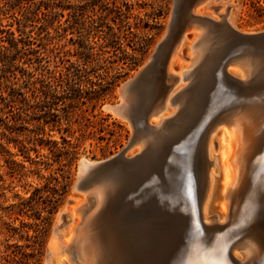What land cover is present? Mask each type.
I'll return each mask as SVG.
<instances>
[{
  "label": "rangeland",
  "instance_id": "1",
  "mask_svg": "<svg viewBox=\"0 0 264 264\" xmlns=\"http://www.w3.org/2000/svg\"><path fill=\"white\" fill-rule=\"evenodd\" d=\"M187 7L192 13L201 10V22L206 26L201 60L209 51L221 55V48L225 51L232 37L264 33V0H199L196 3L180 0L179 11L165 41L174 0H0V30L11 32L20 40L19 52L0 48V264H45L47 245L62 207L72 204L69 199L74 197L85 201L82 200L84 204H80L76 213L80 215L87 206L89 208V200L78 193L83 190L74 188L80 159L98 162L94 185L107 183L114 172L119 173L118 179L125 171L124 166L137 168L139 164L134 162L150 149L148 144L144 145L137 154L135 147L130 148L134 143H142L136 138L142 135L144 120L152 107L151 100L144 98V84L149 79L145 80L166 71L164 58L169 42L183 27L184 31L191 30L190 24H183L190 23ZM2 44L7 45L0 42V46ZM181 44L186 56V41L181 40ZM152 57L154 63L140 79L134 101L127 106L128 119L104 110L105 105L121 103L120 85L146 68ZM250 60L257 58L252 55ZM172 65L174 73L185 67L179 60H174ZM240 66L239 63L234 66L237 71L229 70L231 77L226 76V79L244 88L254 76L243 79ZM195 70L194 67L190 70L188 80L173 87L176 96L193 83ZM47 77L52 82L44 90L48 100L54 103L51 112L55 117L46 118L39 140L34 143L28 139L36 121L28 124L26 118L18 119L15 113L21 106L20 93L29 95L27 88H23L24 82L27 87L34 82L39 86V81ZM11 86L19 90H11ZM184 102L179 99L180 108L167 121L185 110ZM167 110L169 112L170 108ZM215 131L213 136L217 140L220 130ZM203 158L208 161L206 155ZM212 158L218 166V155L212 154ZM215 177L216 190L208 214L217 216L220 222L223 219L222 176L218 172ZM46 186L60 195L49 192L52 201L43 203L33 195L40 190L44 198ZM110 215L113 224L129 225L119 221L116 215ZM76 222L77 219L72 218L71 223ZM141 222L145 224L147 220Z\"/></svg>",
  "mask_w": 264,
  "mask_h": 264
},
{
  "label": "bare ground",
  "instance_id": "2",
  "mask_svg": "<svg viewBox=\"0 0 264 264\" xmlns=\"http://www.w3.org/2000/svg\"><path fill=\"white\" fill-rule=\"evenodd\" d=\"M192 11L187 7L190 23L181 21L191 30L183 27L166 47V71L145 80L144 98L152 107L136 138L142 143L133 140L130 148L137 154L144 145L150 149L134 162L137 168L124 166L120 178L114 172L110 177L115 180L78 192L90 202L80 215L76 210L83 199H69L73 203L59 213L45 264H264V33L239 34L225 51L220 47L221 55L209 51L201 60L206 26L201 10ZM252 55L257 60L251 61ZM174 60L185 64L178 73ZM238 63L243 79L254 76L244 88L226 79ZM193 67V83L176 96L173 87L188 80ZM126 83L118 88L121 103L104 106L125 120L121 91ZM179 99L186 101L185 110L167 121L180 108ZM212 154L218 155V166ZM97 164L80 159L76 179ZM218 172L220 222L208 214ZM110 214L129 225L113 224ZM72 218L77 222L71 223Z\"/></svg>",
  "mask_w": 264,
  "mask_h": 264
},
{
  "label": "trees",
  "instance_id": "3",
  "mask_svg": "<svg viewBox=\"0 0 264 264\" xmlns=\"http://www.w3.org/2000/svg\"><path fill=\"white\" fill-rule=\"evenodd\" d=\"M0 34L9 35V37H6L5 35L0 36V42L7 43V45L2 44L0 46L2 50L19 52L20 48H18V43L20 42V40L14 38L13 33L11 32L8 33L7 31L0 30ZM44 81L46 82L45 85L42 84ZM51 82L52 81L50 77L45 78V80L43 81H39V84H40L39 86H36L34 82V83H31L29 87H27L28 84L24 82L25 86H23V88L25 87L27 88L29 95H26L25 92L20 93L22 96V102H21V106L19 110L15 113V116L18 119L26 118L29 121V123L27 122L28 124H31L32 121H36V124L32 125L33 128L29 131L31 136L29 137L28 141H32L34 143L38 141L39 140L38 135L42 133L43 125L47 123L46 118L55 117L54 113L51 112L52 109H54L52 108L54 103L48 100V94L44 90L46 86H50L49 84ZM12 85H14V83H12ZM10 89L15 90V91L19 90V89L13 88L12 86L10 87ZM61 148H63V146ZM44 192H46V195L44 196V198L42 194L40 193V190H36L33 197L37 196V199L43 201L44 203L46 201H49V202L52 201L49 199L51 196L48 197L49 192L51 195H60L57 192V190H55L54 188H49L48 186L44 187ZM46 199H49V200H46ZM29 200H33V199H29ZM22 204H26V203H22Z\"/></svg>",
  "mask_w": 264,
  "mask_h": 264
},
{
  "label": "water",
  "instance_id": "4",
  "mask_svg": "<svg viewBox=\"0 0 264 264\" xmlns=\"http://www.w3.org/2000/svg\"><path fill=\"white\" fill-rule=\"evenodd\" d=\"M179 4H180V0H174V10L172 12V22L170 23L169 28L165 32L164 41H165V39H167L169 37V34L171 32V26L173 25V22L177 16L178 11H179ZM162 44H163V40L160 43V45L158 46V48H160ZM154 61H155V58L152 57L146 68H143L140 71H138L136 73V75H134L132 78L129 79L128 82L126 81L127 83L124 82L126 84H125L123 90L121 91V96L124 100V103H126V107L134 101L135 88H136L137 84L139 83L140 79L142 78V76L144 75V73L147 71V69H149V67H151V65L154 63ZM119 96H120V94H119ZM115 112L117 114L118 110H115ZM127 115H128V112H127ZM98 165L99 164L95 165L92 168H89L88 170H86V172L84 173V175L81 178L76 179L75 185H74V188L76 190H83L84 191L85 189H87L91 185H94V183H93L94 171L98 167ZM63 218H64V216H63Z\"/></svg>",
  "mask_w": 264,
  "mask_h": 264
}]
</instances>
